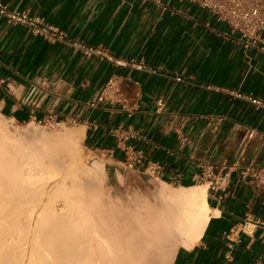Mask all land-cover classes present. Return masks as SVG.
<instances>
[{
	"label": "crops",
	"instance_id": "obj_1",
	"mask_svg": "<svg viewBox=\"0 0 264 264\" xmlns=\"http://www.w3.org/2000/svg\"><path fill=\"white\" fill-rule=\"evenodd\" d=\"M1 1L112 56H86L0 17L2 116L16 123L76 117L88 150L115 173H148L147 163L158 161L156 178L176 187L200 182L205 164L240 157L264 166V109L246 97L264 102V53L244 52L236 33L208 10L181 0ZM113 74L127 108L89 107ZM119 125L139 136L123 137ZM124 144L144 154L134 169L123 164ZM206 195L210 212L200 238L179 246L170 264H264V191L233 175L226 189L207 187Z\"/></svg>",
	"mask_w": 264,
	"mask_h": 264
},
{
	"label": "bare ground",
	"instance_id": "obj_2",
	"mask_svg": "<svg viewBox=\"0 0 264 264\" xmlns=\"http://www.w3.org/2000/svg\"><path fill=\"white\" fill-rule=\"evenodd\" d=\"M82 134L80 126L59 153L0 117V264H170L179 246L198 241L209 219L207 183L157 181L149 197L111 201L99 186L102 163L78 166ZM56 195L64 197L59 207Z\"/></svg>",
	"mask_w": 264,
	"mask_h": 264
},
{
	"label": "built area",
	"instance_id": "obj_3",
	"mask_svg": "<svg viewBox=\"0 0 264 264\" xmlns=\"http://www.w3.org/2000/svg\"><path fill=\"white\" fill-rule=\"evenodd\" d=\"M162 5V0H148ZM199 5L211 12L218 20L226 22L230 29L236 33L233 41L239 44L244 52L256 50L264 53V0H181ZM0 17L9 25L23 26L34 35L40 36L48 42H62L74 50L80 51L86 56L104 57L112 60L106 49L100 45L92 46L81 41L70 40L58 27L45 21L42 16L30 13L28 10L10 7L6 2L0 0ZM133 66H142L141 63L130 61ZM181 80V78H177ZM242 96L241 93H235ZM257 108L264 109V102L251 94L246 96ZM88 106L96 108L98 105L121 104L126 107V100L119 89V76L111 75L96 94ZM37 124L49 128H57L62 125L77 126L79 119L76 117L58 118L55 114H48L43 118L34 120ZM115 131L125 138H136L139 134L135 131L124 130L123 125L115 128ZM252 131L249 136L252 135ZM124 159L123 164L127 168H136L144 162V154L132 145H121ZM148 173L157 176L161 164L158 161L148 162L145 166ZM201 180L208 184L210 190H224L228 186L233 175L239 180L252 184L255 188L264 191V166L255 161L243 163L238 157L230 163H224L216 167L211 164L201 165Z\"/></svg>",
	"mask_w": 264,
	"mask_h": 264
},
{
	"label": "rangeland",
	"instance_id": "obj_4",
	"mask_svg": "<svg viewBox=\"0 0 264 264\" xmlns=\"http://www.w3.org/2000/svg\"><path fill=\"white\" fill-rule=\"evenodd\" d=\"M0 117L3 119V121H5L6 126L11 132L21 136L24 135V137L33 139L35 141H39V140L46 141L50 143L51 148H54L59 153H62L63 150L62 143L65 140L67 141V136L72 135L75 132V130H77L79 127V126L62 125L57 128H49L45 125L37 124L36 122L33 121L26 123H16L4 116H0ZM41 130L45 131L46 134L45 135L42 134ZM63 134L66 135L65 136L66 139H64L65 137ZM61 135L64 138H61ZM74 143H75L74 152H75V156H77L76 161L81 170H83L86 167H89L95 160H98L102 163V169L99 172V175L101 177L99 186L100 189L102 188L101 190L103 193L101 192V190L100 192L101 194H103L104 197H106L107 199L109 198V200L111 201L119 200L120 202L122 201L123 203H125L128 200L130 201V199L133 197V194L137 192L143 196L149 197L151 194V192L149 191L153 189V185L157 183V181L158 182L160 181L159 178H156V176H152L149 173L132 174L125 172L124 169H121L120 171L115 173L110 165H107L102 161L103 160L102 157H97L88 150L82 137L77 138L74 141ZM81 175L83 174L81 173ZM80 178L84 184L85 182H88V185L90 184L89 181L86 179V177L83 178L81 176ZM82 178L85 180H83ZM65 180L67 183H69L67 184L65 182V184L68 186L73 181V179H70V177L66 178ZM204 183L206 182L201 180L200 182H196L195 184H204ZM50 184L51 186H54L53 184H56V181L52 180ZM169 185L174 187L177 186L172 184ZM53 199H54V203H57L56 206L59 207L62 204L64 197L56 195Z\"/></svg>",
	"mask_w": 264,
	"mask_h": 264
}]
</instances>
